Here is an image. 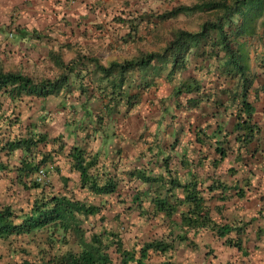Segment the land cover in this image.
<instances>
[{
    "label": "trees",
    "instance_id": "1",
    "mask_svg": "<svg viewBox=\"0 0 264 264\" xmlns=\"http://www.w3.org/2000/svg\"><path fill=\"white\" fill-rule=\"evenodd\" d=\"M181 14H201L205 19L197 31L178 30L163 49L141 53L136 59L105 64L94 54H76L66 63L59 54L51 53L60 74L39 81L23 72L6 70L0 63V156L7 160L0 161V177L6 178L7 189L11 187L7 201L14 202V193L18 197L23 192L34 195L17 209L12 203H0L1 248L22 253L19 260L5 264H145L149 251L161 256L173 253L177 244L195 238L200 231L214 232L225 238L227 245L241 250L247 225L264 221V208L259 206L249 223L219 224L206 205L216 193L220 201L228 199L231 191L234 197L245 198L256 174H264V130L254 119L256 108L250 99L251 93L254 99L264 93V83L258 92L253 88L254 74H250L247 62L250 41L256 42V48L264 39V0H199L149 19L145 14H130L128 19L118 16V25H126L127 30L120 39L123 44L142 42L140 31H149L155 21L161 23ZM9 26L0 30V43H8L4 32ZM188 65L196 77L177 79ZM162 72L165 83L158 87L156 79ZM152 94L158 98L152 100ZM55 98L60 99L56 107L62 110L58 116L46 110ZM155 100L170 104L161 106L160 116L146 123L141 132V137L149 132L142 142L146 146L144 158L150 159L142 168L125 172L135 190L130 203L140 207V214L150 220L160 214L171 221L178 216L182 232L163 231L159 240L136 250L134 245L126 246L123 225L120 231L102 228L96 233L84 227L90 217L105 222L106 206L115 202L120 191L122 182L115 172L118 161L111 157L110 146L96 153L76 143L66 149L65 135L56 128L65 127L68 138H78L83 145L98 138L112 142L119 119L137 113L148 118ZM205 108L211 112H204ZM29 119L32 121L27 123ZM165 125L176 127L172 153L161 146ZM46 126L53 135L39 132ZM181 144L187 149L180 157L190 158L193 168L202 169L208 184L195 173L186 183L175 177ZM61 167L78 176V182L61 177L65 194L32 179L39 169L47 173L46 168ZM238 174L241 179L235 180L240 181L228 186L224 179ZM137 182L140 188L134 187ZM119 196L118 203L124 199ZM143 199L149 201L150 212L143 210ZM256 227L257 239L264 241V225ZM232 233L236 238L230 239Z\"/></svg>",
    "mask_w": 264,
    "mask_h": 264
},
{
    "label": "crops",
    "instance_id": "2",
    "mask_svg": "<svg viewBox=\"0 0 264 264\" xmlns=\"http://www.w3.org/2000/svg\"><path fill=\"white\" fill-rule=\"evenodd\" d=\"M110 1L113 0H0V30L10 25L8 30L4 32L5 34H15L16 31L24 33L22 36L16 34L15 37L21 38L20 40L28 37V41L33 45L32 47H45L43 49L48 54V57H50L51 53L58 55V51L62 48H65L66 51L73 50L76 38L80 39V44L86 45L89 43L86 45L89 49L91 47L96 48L95 41L98 37L102 36L105 37V40L111 38V42H109L111 45H113V41L119 44L122 43L120 37L127 32L126 25H118L119 23L113 21L110 15L105 14L106 10H109L108 5ZM13 9L18 12L12 14ZM119 10H122V8H119ZM126 13L125 19L130 18L128 17L130 14L134 17L138 14L136 11ZM119 26L121 27L120 29L118 28ZM49 41L50 43H48ZM94 55L99 56L101 61L104 62L100 54ZM59 101L60 99L58 98L50 100L49 104L52 106L51 108L46 107V110H51V114L58 116L62 111L59 107H56ZM128 119L129 117L124 118V120L121 119L122 122L115 132L117 135L112 142L98 138L96 142L83 145L77 138L74 141L71 140V143H69L67 141L69 139L67 129L61 126L56 129L57 132L65 135L66 149H69L72 144L76 143L82 145L81 147L89 153H96L100 152V149L105 150L106 147L110 146L109 152L111 157L115 161H118V170L116 169L115 172L120 182H122L119 193L114 196L116 204L114 202L112 205L108 204L106 206L107 220L105 222H99L95 218L90 217L85 221L84 227L89 229V233L99 232L102 228L106 230L111 229L112 231H120L123 228V230L127 231V233L124 232L126 246L131 247L134 245L136 246L134 248L139 250L143 244L159 240L163 231L169 232L171 230V232L177 234L178 232H182V228L178 216H175L174 220L171 221L165 219L166 217L160 214L150 220L140 214L142 210L140 207L138 208L130 203L131 198L135 195V190L128 182V175L125 172L128 169L142 168L150 158H144L146 146L143 144L142 138L149 135V132H147L144 137H141L145 124L143 123V126L136 133H131L130 146L128 142L130 136L128 137L129 134L124 127ZM29 121L31 122L32 120L29 119L27 123ZM163 128L167 129L163 134L161 146L165 152L172 153L170 145L174 139L173 133L176 127L165 125ZM110 129L108 128L109 134ZM39 132L47 133L50 136L54 134V131L48 126L40 128ZM186 149L185 145H180L178 151L180 153H177L175 159V177L182 183H186L190 179V175L195 173L200 177L201 181L205 180L206 174H203L202 169L193 168L194 165L191 164L190 158L188 160L186 157H180L182 153H185ZM0 161L7 163L6 157L2 155L0 156ZM181 162L188 164V166H183ZM15 163L16 161L13 163L9 161V164L14 165ZM229 165H232L231 161H229ZM232 166L238 167L237 165ZM46 169L48 171L47 175L50 178L48 186L56 193H67V188L61 182V177L67 180L72 178L74 182H78V176L69 168ZM108 169H111V167H108ZM253 172L256 174L255 170ZM12 175L14 176L15 174L12 173ZM235 179H241V175L238 174L235 178L228 176L224 180H226L228 186H233V184L240 181ZM52 182L55 183V186L51 184ZM71 182H68V184L73 189L75 188V184L72 185ZM252 182L253 185L249 188L246 197L242 199L234 197V192L232 191L230 193L231 196L224 201L218 199V193L210 195L209 199L206 196L208 199L206 205L213 220L219 224L240 226L243 222L249 223L253 219L252 217L255 218L259 206L260 208H264V197H261L264 195V174L261 172L257 173ZM0 183L2 186L0 203H12L14 209L25 206L24 202L28 201V192L21 193L19 197L14 193V202H10L9 200L7 201V198L12 195L11 187L10 189L6 188L5 177H0ZM208 183L206 181V184ZM124 184L125 186H123ZM134 185V187L140 188L138 182ZM12 188L18 190L15 186ZM176 193L179 197L181 196L179 191ZM118 196L120 200L124 198L119 203L117 202ZM141 206L145 211L150 212L152 210L147 199H143ZM262 212L264 216V210ZM257 224L258 226H263L264 221L259 220ZM257 224L252 222L247 225L244 236H242L241 250L227 245L226 239L217 237L214 232L200 231L195 238L192 237L184 243L177 244L173 253L161 256L158 253L149 251L145 264H264V241L257 239L255 232ZM122 225L123 227H121ZM236 236V233H232L230 239L236 238ZM261 240H264V237ZM191 241L195 246L190 245ZM18 244L23 243L18 242ZM21 254V252L12 253L11 251H4L0 243V264L5 261H17L22 257Z\"/></svg>",
    "mask_w": 264,
    "mask_h": 264
},
{
    "label": "rangeland",
    "instance_id": "3",
    "mask_svg": "<svg viewBox=\"0 0 264 264\" xmlns=\"http://www.w3.org/2000/svg\"><path fill=\"white\" fill-rule=\"evenodd\" d=\"M198 1L199 0H113L110 1L108 5L109 10H106L105 14L110 15L111 19L116 21L118 16L124 17L127 14L126 12L136 11L138 15L145 14L149 19L150 17L148 16H156L179 6H190ZM119 8H122V10H119ZM17 12V10L13 9L12 14H16ZM204 19L205 16H202L201 14H181L176 18L161 23L155 21L149 31H140L139 34L142 37V42L134 41L129 44H118L116 41H113V39V45H111V43H109L111 42V38L105 40V37L102 36L96 39V48L91 47L89 49L86 47L89 43L86 45L83 43L80 44V39L76 38V44L73 46V50L66 51L65 48H62L58 51V54L66 63L75 58L76 54H100L104 59V62L102 63L105 64L112 60L121 62L127 59H136L141 53L163 49V47L173 39L174 33L178 30H187L190 32L197 31ZM7 34L9 38L8 43H0V63L6 70L23 72L24 74L31 76L35 81L44 78L53 79L60 74V71L54 66L50 57H48V54H46V51L43 49L45 47H32L33 45L28 41V37L20 40L15 37L16 33H12V36H10V33ZM48 43H50V41ZM250 43L251 46L249 47L247 62L251 70L250 74H254L253 88L256 91H260V87L264 83V39L263 42H261L262 44L256 48H254L256 43L254 40H251ZM163 75L164 72H162L161 76L156 79V86L158 85V87H162L165 83ZM140 76H142V73ZM189 76L196 77V71L192 70L190 65H188L185 72L178 73L176 78L182 80ZM139 79L140 78H136V80ZM141 80H143V77ZM165 86L168 87L167 92L170 91V87L167 84H165ZM73 96L76 98L77 92L73 93ZM150 98L153 100L158 97L155 96V94H152ZM250 99L254 101V106L256 108L254 119L261 124L262 129L264 130V93L258 94L256 99H254L253 94L251 93ZM155 101L156 104L154 107L152 108L151 106L153 112L149 115L147 114L148 118L145 119L138 113L129 117L124 126L129 134L128 137L131 133H136L141 126H143V123L151 124L155 117L160 116L159 109H162L161 106L170 104L167 100L166 103H159L158 100ZM203 111L209 113L211 112V109L205 108ZM118 122L120 125L122 120L119 119ZM67 141L71 143V140L68 139ZM51 184L55 186V183L52 182ZM1 189L2 186L0 183V191ZM32 197H34V195L28 193V199ZM6 262L7 261L2 264H5Z\"/></svg>",
    "mask_w": 264,
    "mask_h": 264
},
{
    "label": "built area",
    "instance_id": "4",
    "mask_svg": "<svg viewBox=\"0 0 264 264\" xmlns=\"http://www.w3.org/2000/svg\"><path fill=\"white\" fill-rule=\"evenodd\" d=\"M32 179L36 182H43L45 184L50 183V178L44 171V169H39L38 171H36Z\"/></svg>",
    "mask_w": 264,
    "mask_h": 264
}]
</instances>
